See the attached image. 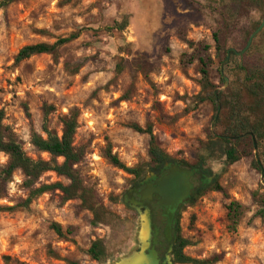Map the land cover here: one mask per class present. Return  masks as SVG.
Listing matches in <instances>:
<instances>
[{
    "label": "rangeland",
    "instance_id": "rangeland-1",
    "mask_svg": "<svg viewBox=\"0 0 264 264\" xmlns=\"http://www.w3.org/2000/svg\"><path fill=\"white\" fill-rule=\"evenodd\" d=\"M214 8L202 0H15L0 10L4 124L29 157L47 159L30 144L32 135L45 138L46 124L61 136V118L77 111L74 144L88 151L83 172L112 214L107 225L94 226L93 215L79 211V201L63 203L59 192L43 194L24 206L29 191L18 171L0 199V264H112L133 245L139 213L123 198L153 173L150 137L133 126H150L159 148L177 162L197 167L204 146L211 142L209 134L219 132L218 120L212 124L221 111L210 102H198L202 62L208 65L215 91H225L231 83L225 75L231 53L243 59L256 39L263 47L264 30L243 56L238 55L247 46L240 51L246 31L261 24L264 11L243 9L231 0L217 12ZM224 20L229 25L223 33L227 54L233 50L228 61L217 55L213 37ZM125 21L123 31L116 29ZM73 34L79 37L55 54L16 62L27 45H52ZM222 75L229 80L227 87ZM46 107L54 108L47 121ZM247 135L251 133L242 137ZM214 147L213 160L197 174L210 178L211 188L219 185L222 191H208L180 210V236L189 243L184 253L200 261L218 257L214 264H264V178L254 165L253 140L252 148L234 164L221 159L220 149ZM108 149L126 167L148 172L145 178L112 165L105 156ZM212 162L219 164L218 171H212ZM7 163L8 157L0 153V169ZM55 182L67 184L54 173L39 181ZM231 202L240 206L236 225L228 217ZM54 225L61 227L62 236ZM96 240L107 249L101 262L87 253ZM162 247L163 253L166 243Z\"/></svg>",
    "mask_w": 264,
    "mask_h": 264
},
{
    "label": "trees",
    "instance_id": "trees-1",
    "mask_svg": "<svg viewBox=\"0 0 264 264\" xmlns=\"http://www.w3.org/2000/svg\"><path fill=\"white\" fill-rule=\"evenodd\" d=\"M70 1L67 0V3ZM202 1L215 4V8L212 11L217 12L225 0ZM231 1L238 3L243 9L258 7L264 11V0ZM14 2L15 0L0 1V10ZM227 23L224 20L221 28L213 34L217 55L222 60L225 59L229 49L223 36L224 30L229 29ZM259 25L260 21L252 24L246 31L240 51L247 45L250 36ZM126 27L127 21L123 24H116V29L119 31H123ZM263 36L264 32L260 37ZM78 37V34H73L68 38L59 39L52 45L47 43L27 45L18 52L16 62L26 61L37 55L55 54L59 48L71 43ZM205 48L209 49V47ZM202 63L204 66L202 70V94L198 96V102L200 104L210 102L215 106V110L217 111L220 105L221 111L216 124L219 132L216 135L209 134L211 142L204 146L199 156L198 166L193 168L201 169L213 160L215 154L214 145H217L220 149L219 151L222 153L221 159H225L228 164L238 162L243 157L242 154L245 153L246 148H252L251 135L255 137L261 148L260 160L264 166V44L263 47H259L257 39L254 40L251 49L245 54L243 59L237 57L233 52L231 53V59L226 64L228 69L225 72V75L231 79V83L225 91H215L217 86L213 85L209 80V72L206 70L208 65L204 62ZM220 81L223 82V79L220 78ZM53 111V107H46V121L47 115ZM4 120L5 113L0 109V153L8 157V163L0 169V199L6 197L7 186L11 182L13 175L19 171L23 176V186L29 191V196L24 202V206H27L35 198L43 194L59 192L63 203L79 201V211L90 212L93 215L94 226H105L110 222L112 214L106 210L96 188L89 182V179L83 172V167L87 162L88 151L85 147H76L74 144L77 129L79 128V113L77 111H73L61 118V136L49 130L46 124L43 128V132L46 135L45 138L37 133L32 135L30 144L39 154H46L48 156L47 159H33L29 157L13 131L4 124ZM133 128L136 132L147 134L150 137L148 155L151 159V165L149 172L162 170L166 163L190 167L184 162H177L158 147L150 126L146 129L139 126H133ZM246 133H251V135L242 137ZM240 149L243 150L242 153H240ZM105 156L112 165L133 175L137 179L143 180L148 173L141 168L126 167L116 155L112 154L110 149L106 151ZM254 165L258 169V165L256 163ZM47 173L56 174L58 178L65 179L67 184H63L62 182L40 184L39 181ZM137 185L138 183L132 188ZM211 185V181L204 179L202 185L196 190V193L183 206L186 207L193 204L198 197L208 191H222L219 185L214 188H211ZM124 203L127 204L126 202ZM181 209H178L173 221L170 238L163 237L158 242L160 245L163 242L166 243V248L163 250V253L161 251L159 259L162 262H166V255L170 254L172 264L217 263L219 261L218 257L200 261L184 253V249L189 246V243L180 236L179 216ZM227 209L229 219L236 225L241 215L239 204L231 202ZM53 230L59 236H62L60 226L54 225ZM169 250L170 253H168ZM87 253L92 260L101 262L107 256L106 245L102 240H96L91 244Z\"/></svg>",
    "mask_w": 264,
    "mask_h": 264
},
{
    "label": "water",
    "instance_id": "water-1",
    "mask_svg": "<svg viewBox=\"0 0 264 264\" xmlns=\"http://www.w3.org/2000/svg\"><path fill=\"white\" fill-rule=\"evenodd\" d=\"M263 30H264V16L258 29L251 35L245 49L241 53H238L239 56H243L249 50V48L253 43V40ZM231 51L233 50H230L228 52L225 61L229 60ZM222 76L225 82V87H227L229 84V80L224 75ZM220 110H221V106L219 105L218 111ZM217 120H218V114L212 126L217 122ZM251 136L255 149L256 163L260 169L262 178H264V167L262 162L259 160L257 154V148H258L257 142L255 137L253 135ZM153 175L154 174L151 173L150 176L146 177V180H149ZM191 175L192 172L190 171L182 172L177 167H172L170 170V174L164 177L156 187H152L150 185L147 186L145 191L142 192L141 200L143 201L146 198L151 199L152 193H156L161 197L159 205L166 208L174 207L175 205L173 204L176 201L177 202L180 201V198L184 197V190L187 187H189L187 181ZM129 204L139 213L135 233L133 236V245L130 248H128L124 254H122L119 258H117V260L112 262V264H152V258H150L147 255V251L150 250L151 247V235H152L150 211L148 209H145L141 202L130 200ZM168 253H170V250ZM152 256H155V254L152 253ZM166 264H172L170 254L166 255Z\"/></svg>",
    "mask_w": 264,
    "mask_h": 264
},
{
    "label": "flooded vegetation",
    "instance_id": "flooded-vegetation-1",
    "mask_svg": "<svg viewBox=\"0 0 264 264\" xmlns=\"http://www.w3.org/2000/svg\"><path fill=\"white\" fill-rule=\"evenodd\" d=\"M172 167H177L182 172H192V175L187 181L189 187L184 190V197L180 198V201H176L173 204L175 206L171 208H166L159 205L161 197L156 193H152L151 199L146 198L142 201V192L145 191L147 186L150 185L152 187H156L164 177L170 174ZM197 173L198 169L193 167H183L177 164L166 163L162 170L153 172L154 175L151 177V179L140 182L136 187L130 189L123 198L124 202L127 200V204L130 203V200L141 202L143 207L150 211L152 235L151 247L150 250L147 251V255L152 258V264H166V262H162L159 259L163 247L162 245L158 244V242L163 237L167 239L170 238L172 233V224L178 209H181V207L190 199V197L196 193L198 187L202 185L203 180L207 179L208 181H211L210 178H206L205 176H201ZM152 253L155 254V256H152Z\"/></svg>",
    "mask_w": 264,
    "mask_h": 264
},
{
    "label": "clouds",
    "instance_id": "clouds-1",
    "mask_svg": "<svg viewBox=\"0 0 264 264\" xmlns=\"http://www.w3.org/2000/svg\"><path fill=\"white\" fill-rule=\"evenodd\" d=\"M211 168H212V171H213V172H216V171H218V169H219V164H217V163H215V162H212V163H211Z\"/></svg>",
    "mask_w": 264,
    "mask_h": 264
}]
</instances>
